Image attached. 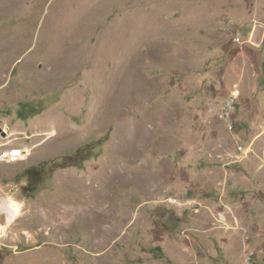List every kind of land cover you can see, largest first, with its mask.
<instances>
[{
  "label": "rangeland",
  "instance_id": "rangeland-1",
  "mask_svg": "<svg viewBox=\"0 0 264 264\" xmlns=\"http://www.w3.org/2000/svg\"><path fill=\"white\" fill-rule=\"evenodd\" d=\"M13 147L0 264H264V0H0Z\"/></svg>",
  "mask_w": 264,
  "mask_h": 264
},
{
  "label": "built area",
  "instance_id": "built-area-1",
  "mask_svg": "<svg viewBox=\"0 0 264 264\" xmlns=\"http://www.w3.org/2000/svg\"><path fill=\"white\" fill-rule=\"evenodd\" d=\"M239 95H236L234 98H238ZM234 110V101L233 99H230L228 103L226 104L225 108V118L230 120L232 119V113ZM234 125L231 122L230 123V129L233 130ZM26 148L24 147H13V148H8L3 152H0V164H16L21 161H23L26 158ZM191 201L189 200L188 203ZM196 206V205H195ZM252 260V255L249 256L248 261L250 262Z\"/></svg>",
  "mask_w": 264,
  "mask_h": 264
},
{
  "label": "bare ground",
  "instance_id": "bare-ground-1",
  "mask_svg": "<svg viewBox=\"0 0 264 264\" xmlns=\"http://www.w3.org/2000/svg\"><path fill=\"white\" fill-rule=\"evenodd\" d=\"M80 11V10H79ZM82 17H85V15H81ZM77 25V24H76ZM75 25V26H76ZM79 26V25H78ZM70 28V27H69ZM68 28V29H69ZM73 28V27H72ZM76 30V29H75ZM110 98V97H109ZM4 132H6L7 134H9V130H8V127L5 126L4 127ZM53 133H56V132H53ZM52 133V134H53ZM50 134V135H52ZM133 147V146H132ZM27 153L30 152V150H28L27 148L25 149ZM130 150V149H129ZM29 155V154H28ZM4 207L6 209V211L8 212V215H9V223H12L17 217H18V214L21 210V204L19 202H16L15 200H13L12 198H8L5 202H4ZM2 208V207H1ZM4 230V227H1L0 226V232L2 231L3 232Z\"/></svg>",
  "mask_w": 264,
  "mask_h": 264
},
{
  "label": "trees",
  "instance_id": "trees-1",
  "mask_svg": "<svg viewBox=\"0 0 264 264\" xmlns=\"http://www.w3.org/2000/svg\"><path fill=\"white\" fill-rule=\"evenodd\" d=\"M28 186L31 188L34 186V184L32 182H30V184Z\"/></svg>",
  "mask_w": 264,
  "mask_h": 264
}]
</instances>
